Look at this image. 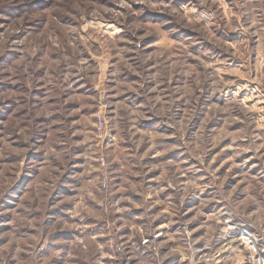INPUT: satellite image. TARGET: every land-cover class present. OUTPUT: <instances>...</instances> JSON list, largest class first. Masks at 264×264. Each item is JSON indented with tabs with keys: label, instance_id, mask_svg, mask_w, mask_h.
Listing matches in <instances>:
<instances>
[{
	"label": "rangeland",
	"instance_id": "rangeland-1",
	"mask_svg": "<svg viewBox=\"0 0 264 264\" xmlns=\"http://www.w3.org/2000/svg\"><path fill=\"white\" fill-rule=\"evenodd\" d=\"M0 264H264V0H0Z\"/></svg>",
	"mask_w": 264,
	"mask_h": 264
},
{
	"label": "built area",
	"instance_id": "built-area-1",
	"mask_svg": "<svg viewBox=\"0 0 264 264\" xmlns=\"http://www.w3.org/2000/svg\"><path fill=\"white\" fill-rule=\"evenodd\" d=\"M100 126H101V129L99 131L101 132V135H102V129L105 128V123L101 118H100Z\"/></svg>",
	"mask_w": 264,
	"mask_h": 264
}]
</instances>
